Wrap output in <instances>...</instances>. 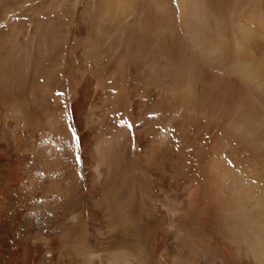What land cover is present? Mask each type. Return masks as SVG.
Listing matches in <instances>:
<instances>
[{"label":"rangeland","instance_id":"1","mask_svg":"<svg viewBox=\"0 0 264 264\" xmlns=\"http://www.w3.org/2000/svg\"><path fill=\"white\" fill-rule=\"evenodd\" d=\"M2 183L3 239L74 264H255L264 0H0Z\"/></svg>","mask_w":264,"mask_h":264},{"label":"bare ground","instance_id":"2","mask_svg":"<svg viewBox=\"0 0 264 264\" xmlns=\"http://www.w3.org/2000/svg\"><path fill=\"white\" fill-rule=\"evenodd\" d=\"M246 35H244L243 37L240 36L243 38V41L241 42L242 44H240L243 47L239 48V50L234 51L235 57H238L239 51L242 49L244 50L243 51L244 53L246 52L249 54V56L250 55L252 56V50L247 47V42H246L247 36ZM237 42L238 41H236L235 43ZM227 43H231V42H227ZM212 46L214 45H211V47ZM247 56L248 55H246V57ZM233 57L234 56H232V58ZM241 62L242 61H240L239 63ZM6 189H7L6 184H3V186H1L0 188V264H74L76 263L77 260L76 258L74 259V257L70 256L68 258H65L66 256L65 255V245L66 244L64 243L63 240L46 237V238H41V239H36V240L35 239L34 240L31 239L29 241L25 240L23 242L17 240L18 242L16 243H10L3 239L4 234L9 233L13 235L15 231V228H13V226H10L9 225L10 223H8L7 221L9 217L8 211H10L9 207L11 206L14 199L13 197L10 196L11 193H6ZM240 206L241 205L237 207L238 213L231 211V210L229 211L231 219L233 218L232 220H235V221L230 220V222L228 221L227 223L225 222L226 228L229 230H234L236 226H238L236 221L238 219L244 218L243 225L240 227V229H241L243 239H244L243 243L245 244V247H244L245 251L243 250V252H241L240 254L245 255L246 257H250L254 261L255 264H264V220H262L261 218L255 219L254 217H252L254 215L251 216L249 213H247V212H250V210H247ZM246 213L248 217H246ZM226 214L228 217L229 214L227 213V210H226ZM92 255H94V253L89 254V256H92ZM119 255H120L119 257L118 256L115 257L116 261L118 262L123 261L124 264H127L131 261V256L128 253V250L121 249L119 252ZM90 258L92 260L87 262V264H97L95 258L93 257H90ZM133 259L139 260V257L134 256Z\"/></svg>","mask_w":264,"mask_h":264},{"label":"snow or ice","instance_id":"3","mask_svg":"<svg viewBox=\"0 0 264 264\" xmlns=\"http://www.w3.org/2000/svg\"><path fill=\"white\" fill-rule=\"evenodd\" d=\"M61 95H63V94L61 93ZM130 126H131V125H130ZM74 136H75L76 139H79V138H78V135H75V134H74Z\"/></svg>","mask_w":264,"mask_h":264}]
</instances>
